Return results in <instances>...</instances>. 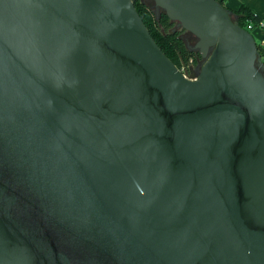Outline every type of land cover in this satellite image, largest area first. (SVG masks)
I'll return each mask as SVG.
<instances>
[{
  "label": "water",
  "instance_id": "1",
  "mask_svg": "<svg viewBox=\"0 0 264 264\" xmlns=\"http://www.w3.org/2000/svg\"><path fill=\"white\" fill-rule=\"evenodd\" d=\"M0 0V264H264V61L220 0Z\"/></svg>",
  "mask_w": 264,
  "mask_h": 264
},
{
  "label": "trees",
  "instance_id": "2",
  "mask_svg": "<svg viewBox=\"0 0 264 264\" xmlns=\"http://www.w3.org/2000/svg\"><path fill=\"white\" fill-rule=\"evenodd\" d=\"M220 2L225 6L224 0H220ZM135 5L150 33L165 54L185 74L191 76L192 72L189 70V63L198 64L202 57L199 51L190 49L186 44L182 37L183 31L186 30L176 27V22L172 21L164 11H161L160 15L157 16L144 0H135ZM231 11L233 20L241 26L247 27L249 23L253 24L254 28L251 32L263 21L260 15L246 5H241L237 10ZM257 43L258 50L264 61V43Z\"/></svg>",
  "mask_w": 264,
  "mask_h": 264
},
{
  "label": "crops",
  "instance_id": "3",
  "mask_svg": "<svg viewBox=\"0 0 264 264\" xmlns=\"http://www.w3.org/2000/svg\"><path fill=\"white\" fill-rule=\"evenodd\" d=\"M224 2L225 6L231 10H237L241 5H246L250 7L255 13L260 15L264 21V0H224ZM255 31L259 32V42L264 43V28L258 27L254 29V32Z\"/></svg>",
  "mask_w": 264,
  "mask_h": 264
},
{
  "label": "rangeland",
  "instance_id": "4",
  "mask_svg": "<svg viewBox=\"0 0 264 264\" xmlns=\"http://www.w3.org/2000/svg\"><path fill=\"white\" fill-rule=\"evenodd\" d=\"M149 6L150 8L154 11V13L159 16L161 9H158L155 3V0H144ZM254 36L256 37L255 39H257V41H260V36H259V32H254ZM182 37L184 38V40L186 41V44L188 45V47L191 49L194 44L196 43L197 39L195 38V36H193V34H190L188 31H183L182 33ZM204 59L201 58L198 62V64H192L189 63L188 67L189 70L192 72L191 76L189 77H196L201 69V66L203 64Z\"/></svg>",
  "mask_w": 264,
  "mask_h": 264
},
{
  "label": "built area",
  "instance_id": "5",
  "mask_svg": "<svg viewBox=\"0 0 264 264\" xmlns=\"http://www.w3.org/2000/svg\"><path fill=\"white\" fill-rule=\"evenodd\" d=\"M258 27H259V28H264V21H261ZM258 27H257V28H258ZM244 28H246L247 30H249V31L251 32V30H252L254 27H253V24H252V23H249L248 26H247V27H244ZM252 33H254V31H252ZM184 74H185V73H184ZM185 75L188 76L187 74H185Z\"/></svg>",
  "mask_w": 264,
  "mask_h": 264
},
{
  "label": "flooded vegetation",
  "instance_id": "6",
  "mask_svg": "<svg viewBox=\"0 0 264 264\" xmlns=\"http://www.w3.org/2000/svg\"><path fill=\"white\" fill-rule=\"evenodd\" d=\"M191 34V33H190ZM194 36V35H193ZM196 38V37H195ZM197 39V38H196ZM197 42V41H196ZM196 44V43H195ZM195 44H194V46L191 48L192 50H196L197 51V49L195 48Z\"/></svg>",
  "mask_w": 264,
  "mask_h": 264
}]
</instances>
